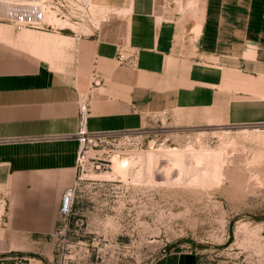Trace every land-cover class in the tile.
Segmentation results:
<instances>
[{
    "label": "crops",
    "instance_id": "crops-1",
    "mask_svg": "<svg viewBox=\"0 0 264 264\" xmlns=\"http://www.w3.org/2000/svg\"><path fill=\"white\" fill-rule=\"evenodd\" d=\"M89 2L106 18L78 31L0 11L9 16L0 21V264H42L35 249L54 232L75 176L80 102L89 131L139 129L167 108L264 123V0H204L196 31L193 12L158 0ZM119 47L134 53L133 67L117 64ZM152 264L197 262L167 252Z\"/></svg>",
    "mask_w": 264,
    "mask_h": 264
},
{
    "label": "rangeland",
    "instance_id": "rangeland-1",
    "mask_svg": "<svg viewBox=\"0 0 264 264\" xmlns=\"http://www.w3.org/2000/svg\"><path fill=\"white\" fill-rule=\"evenodd\" d=\"M63 2L0 0V11L14 7L30 17L20 23L44 30L78 31L106 18L89 2L83 22L76 18L82 24L72 23L57 15ZM158 2L186 18L193 12L192 30L199 29L204 0ZM189 113H149L145 126L125 131V158L112 170L79 169L70 214L35 249L42 264H152L167 252L191 253L197 264H264V123L205 122Z\"/></svg>",
    "mask_w": 264,
    "mask_h": 264
},
{
    "label": "built area",
    "instance_id": "built-area-1",
    "mask_svg": "<svg viewBox=\"0 0 264 264\" xmlns=\"http://www.w3.org/2000/svg\"><path fill=\"white\" fill-rule=\"evenodd\" d=\"M57 15L67 21L75 24H82L83 18L89 14V0H64L63 4L58 3ZM80 21L82 22H78ZM49 28H55L52 25H46ZM60 28V27H58ZM68 29L66 25L63 27ZM60 28V29H63ZM134 53L119 47L115 55V60L118 65L125 67L134 66ZM97 80H93L95 84ZM88 114L87 104L84 101L78 104L77 128L73 133V137L77 141V151L75 155V176L70 187L64 189L61 193L57 208V216L61 220L68 216L73 205L74 184L78 178L77 172L85 165L94 168V170H104L108 172L112 170L113 160L125 158V130L112 131H89L86 129V118ZM135 130H127L135 132ZM110 166V167H109ZM110 173V172H109ZM114 176V174H113ZM100 181L114 182L118 181L115 177L105 179L104 177H93Z\"/></svg>",
    "mask_w": 264,
    "mask_h": 264
}]
</instances>
